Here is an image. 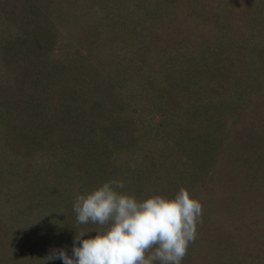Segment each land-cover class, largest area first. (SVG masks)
<instances>
[{
	"label": "rangeland",
	"instance_id": "obj_1",
	"mask_svg": "<svg viewBox=\"0 0 264 264\" xmlns=\"http://www.w3.org/2000/svg\"><path fill=\"white\" fill-rule=\"evenodd\" d=\"M88 1L60 0V5L49 7L54 16L50 21V25L44 23V33L47 38H51L50 40L55 39L56 42L50 45V49H46L44 55L42 54L43 52L38 53L39 59L45 61L46 56L49 55L52 58L54 57V59L59 58L58 66L61 65L57 69L55 65H50V68L47 66L51 64V61H46V66L43 62L36 63V68L34 69L36 74L32 76L31 83L41 78L46 79L48 73L60 71L61 73L58 77L59 85L57 84V90H53L52 95L45 88L46 83L43 85V83L39 82L36 88L33 87L31 89L32 91L25 88L28 93L31 92L28 94L29 98L36 97L34 103L28 101V111L29 105H34L33 111L42 110L44 102L41 100L48 97V95L53 97V102L56 103H59V99L64 97V95L73 96L78 102H89L92 99L90 95L93 93H89L92 90L88 88V83H81L80 80H86L91 86L90 77L92 74L96 83L95 86L102 85V81L97 80L93 73L94 70L100 71V66L103 64L100 63L101 61L98 57L101 49L93 43L95 39L97 42L102 41L103 46L102 44L100 45L104 50H108L106 46L112 42L114 48H110V53L113 54V58L108 63L110 67L119 63L118 59L121 57L123 59L126 58L119 52V49L125 48L128 51L133 49L132 52L135 53L141 50L142 54L146 55L144 59L142 54L138 57H135L134 53L131 54L134 55L133 67L138 61L136 68L152 74L149 84L144 81L140 82L141 85L146 84L144 90L148 91L150 87L152 88V93L146 92L148 93L147 96L154 101H166V104L175 105L176 102H179L181 107L177 109L166 105L167 109L170 108L177 114H181L184 110L194 109L197 105L204 106L205 103L210 101L214 106H220L222 113V115L217 117L218 120L213 117V120L219 122L216 130L211 125L206 126L201 121L197 122L198 118L193 122L192 137L195 138L193 142L195 145L188 149L186 160L190 162L189 164L192 163L194 166L192 169H198L197 174L201 176L198 175L196 177V182H188L187 187L194 198L199 199L200 202L202 201L203 210L214 220V223L218 222L224 225L229 223V229L237 231V238L235 243L232 244L230 237L232 234H228V228H226L222 231L221 238L218 241L211 244L206 243L194 255L190 254L188 256L187 254L182 264H188L194 257V263L203 261L205 264H231L234 260L231 262L229 258L231 255L236 257L238 252L243 253L245 260L236 264H264L260 260L255 259L256 254L250 253L254 246V242L250 243V241H253V238H256L258 234L264 231V186L256 189L250 184L246 188L242 185H232L239 181L233 180L231 177L224 179L220 174L225 169L223 165L218 163L217 159L219 158L218 154L230 156L229 149L232 152L235 151L232 140L235 135L238 136L235 133L241 127L262 124L257 127L260 134L264 137V0H176L177 5L172 4L170 13L167 11V14L171 16L170 19L162 17V12L155 16H151L150 12L145 15H141L142 11L141 13L137 12L129 16L131 17L128 24L129 40L126 41L124 47H120L116 40L119 32L116 30L111 33L114 30V26L112 24V26L109 25L111 20L109 21L107 18L104 26H101L100 22L102 20H100V16L90 8L91 5ZM0 2H4V0H0ZM72 5H74V11L69 10ZM176 6L185 8L188 11L187 16L185 17V11L182 10L181 12L179 11V16L174 15ZM2 7L0 3V14L3 15ZM100 7L101 5H99ZM104 7L105 15H109L110 12L115 14L114 7L111 8L108 5H104ZM161 9L164 11L163 6ZM99 11L101 12L102 9ZM2 15H0V226L4 225V227L10 228V233H1L3 229L0 227V240L9 237L10 243L12 241L21 243L19 245L16 244L18 251L14 252L13 259L7 254V256H2L1 252L0 264L3 261L5 262L4 264H58L60 263L59 259L48 260L47 257L51 255L53 250L59 249H63L66 254L71 256L73 247L70 239L63 238V232L58 230V228H62L61 225H56V232L51 233L52 236L46 238V240L51 239L49 244L43 246L39 243L43 237L35 232L36 226L30 224V220L21 219V217L26 218L25 215L32 210L36 211L37 206H43L44 202H46L45 197L48 191L52 192L53 187H57L62 192L64 190V198L66 197V200L80 195L81 191L77 184L79 183V178L77 180L79 172L75 170L74 172L72 168V176L67 178V180L69 179L68 183L74 189L71 190L70 187L63 189L65 185L62 182H64L63 179L66 177H62L61 173H58L57 169L59 170V168L55 164L60 157L68 156L69 153L63 152L67 151L65 148H70L71 145H63L56 149L57 152L53 154V159H51L47 156L48 154H41L43 151L37 150V148L40 149L41 147L38 143L40 141L38 140L41 135L40 132H34L31 138H29L30 132L24 134V128L17 129L15 131L16 135L13 136L7 132L12 122V118L8 117L10 109H8L7 105H11L13 101L10 98V94L18 96L23 93L25 86L20 84L28 78L25 74L30 68L27 66L30 59L27 55L28 44H22L20 39L15 37L17 35L16 31L12 29L7 19ZM219 16L221 28L219 27L218 29L216 22ZM172 18L174 26H179V28H172L173 37H171V42L168 45L153 43V34L155 35L160 30L163 32L164 28L171 27L172 24L170 26L168 22H172ZM193 25L203 26L201 29L199 27L200 30L198 29L201 33L193 37L197 43L189 41L188 45L183 47V50L176 52L175 38L179 36L180 30L184 31L186 28L185 31L187 33L190 30L188 26L194 27ZM133 29H136V32L132 31ZM219 30L220 32L218 33ZM123 35L127 34L124 33ZM16 39L19 42H15ZM148 42L152 44L150 45ZM29 44L31 45V43ZM88 44H91L90 48ZM135 44L138 45V48H136ZM150 47L154 51H149ZM30 57L32 58V56ZM197 64L199 66H196ZM110 70H112L113 76L115 69L112 68ZM131 70L134 71V68ZM44 73L47 75L44 76ZM130 78L128 79L131 80ZM16 79L22 80L18 81L17 86ZM155 79L158 84L153 83L151 85V82H154ZM75 87L77 88L74 89ZM128 87V89H123L120 92L131 96L132 89L130 85ZM137 90L139 91L140 89ZM135 93H133V96L136 95ZM155 94L159 97H156ZM37 99L39 100L38 104H36ZM24 101L26 100L24 99ZM146 103L149 106L153 105L152 101L151 103L150 101ZM177 105L179 104L177 103ZM26 112L22 108L20 114H26ZM22 117L23 115L17 117L14 123H20V120L23 121ZM161 117L162 125L164 122H168L169 117L166 118L165 115ZM24 118L27 120L26 115ZM149 120L153 121L151 118ZM24 125H27V123H24ZM146 134H139L140 139L147 140L150 133L147 132ZM201 135L204 138L200 142ZM207 135L209 136L208 139ZM240 139L242 137H237V144ZM15 144L16 146H25V149H27H23L19 153L20 157H16V153L10 152L13 151L10 146H15ZM53 146L60 145L55 143ZM178 149L176 148V150ZM59 154L61 156H58ZM138 156L139 153L137 152L135 158H138ZM41 162H45V167H39ZM52 162L55 163L50 166L49 163ZM177 163L176 160H170L167 162V168L172 172L174 171V166H181L180 163ZM119 165L120 167L116 173L118 175L114 177L116 181H121L119 178L123 175L119 174L123 173V170L124 175H126L125 168H131L125 162H120ZM26 169L31 171H26ZM220 169L222 170L219 174L218 170ZM245 171V169H242V172ZM187 174L188 176L192 175L191 172ZM188 176L183 175L182 178ZM210 176H213L214 179L211 185ZM242 176L247 178L248 174L242 173ZM27 177L31 180V183L26 185L27 189V186H29L30 192L24 193L22 189L18 190V188H21L20 184ZM222 180H227L226 182L229 184L225 189V193L219 188ZM59 182L61 183L59 184ZM216 183H218L217 186L219 185V187L216 186ZM42 184H45V189L44 187L36 186ZM206 184L210 185L214 192H209L205 186ZM181 186L183 187L182 183ZM254 189L255 194H252L251 191ZM242 190H245L246 195L254 200V206L250 207L249 204L240 201L243 195L240 193ZM49 203L51 201L47 202V204ZM53 216L56 215L53 214ZM213 220H211L212 223ZM242 221L245 224H241L240 222ZM89 235L90 233L87 232L82 239L90 238ZM243 235L245 236L242 238ZM201 238L198 237L195 244L202 241ZM225 243H230L231 245ZM2 244L0 242V247ZM76 246H79L78 242ZM46 251H50V253L48 252L49 254L47 255L43 253Z\"/></svg>",
	"mask_w": 264,
	"mask_h": 264
},
{
	"label": "trees",
	"instance_id": "obj_2",
	"mask_svg": "<svg viewBox=\"0 0 264 264\" xmlns=\"http://www.w3.org/2000/svg\"><path fill=\"white\" fill-rule=\"evenodd\" d=\"M59 1L60 0H4V2H0L3 6L1 11L4 12V17L7 19V22L12 27V29L16 31L17 35L15 37L19 38L22 44H28L27 48H29V50L27 51V55L30 59V64H27V66L30 68L25 74L29 79L27 78L25 81L16 79V86L19 80L22 81L20 85L25 86L23 93L18 96L15 94H10L11 100L16 101H12L11 105L7 104L8 109H10L8 117L12 118V122L9 126L10 128H8L10 132L8 130L7 132L13 136L16 135L15 131L17 129L24 128L26 130H24V134L30 132L29 138L32 137L34 132H40L41 135L38 139L40 141L38 143L41 147L40 149L37 148V150L43 151L41 154H48L47 156L51 159H53V154L57 152L56 149L63 145H71L70 148L64 147L67 151H64L63 153L69 154L63 158L60 157L55 166L59 168V170L57 169L58 173H61L62 177H66L63 179L64 182H62V184L65 185L63 189H67L68 187H70L71 190L74 189L73 186L68 183L69 179L67 180V178L72 176V168L73 171L75 170L79 172V175H77V180L79 178V183L77 184L81 191L80 195H84L92 191L93 189L102 185L104 182L113 181L114 177L118 175H116V173L120 167V162H125L126 165L130 166L131 168H125L126 175H124V170L122 169L123 173H120L119 175L123 176L118 178L124 183V188L122 190L117 189V191L134 194L136 198L141 200L156 194L171 198L179 191L180 187H182L181 183L183 188L189 191V188L187 187L188 182H196V177L200 175L197 174L198 169H192L194 166L192 163L189 164L190 162L186 160V153L188 152V149H190L192 145H195V143H193L195 138L192 137V130L194 129L193 122H195V120L198 118V120H196L197 122L201 121L202 124L206 126L211 125L216 130V126L219 125V122L213 120V117H216V120H218L217 117L222 115L220 106H214L212 103H210V101L205 103L204 106L197 105L194 109L192 108L188 111L184 110L181 114H177L172 109H167L166 105H170L177 109L181 107L179 102H176L174 105L166 104V101L163 102L162 100H157L158 102L154 101L152 98L147 96L148 93H146H152V88L150 87V90L148 91L144 90L145 85L147 83L149 84L152 74L149 72L146 73L140 68H136L138 61L133 67L134 55L131 53H134L135 57H138L140 54H142L141 50H138V52L135 53L132 52L133 49H129V51L125 48L119 49V52L126 56V58L123 59L121 57L118 59L119 63H116L115 66H111L115 69V74L112 76V70H110L112 68L108 63H110V59L113 58V54L110 53V48L113 47V44L110 41L111 44L106 46V49L108 50H104V48L102 49L100 45L102 44V41L97 42L95 39L93 43L101 49L98 57L101 61L100 63L103 64L100 66V71L94 70L93 73L95 74L97 80L99 79L102 81V85L95 86L96 83L94 82V76L92 74L90 77V81L92 82L91 86L89 82L80 78L81 83H88V88H91L92 90L89 91V93H93L94 97L92 94L90 95V98L92 99L89 100V102H78L73 98V96L64 95V97L59 99V103H56L53 102L54 98L48 95V97H45V99L41 100L44 102V107L42 105L41 108L42 110L33 111L34 105H29L28 111V101L34 103L36 97L29 98L28 94L31 92L28 93L25 88H28L30 91L33 87L36 88L40 82L43 83V85L46 83L45 88L50 91L51 95L53 94V90H57L58 77L61 73L60 71H53L52 73H48V75L44 73V76L47 75L46 79L41 78L34 83L31 82L32 76L36 74L34 70L36 68V63L39 64L43 62V64L46 66V61H51V64L47 66L50 68L51 66L55 65L57 69L61 65L60 64L58 66L59 58L54 59V57L52 58L51 56L47 55L46 60L41 61L38 54L43 52L42 54L44 55V52L46 53V49H50V45H53L56 42L55 39L50 40L51 38H47L45 35L44 23L50 25V21L54 15L49 7L60 5ZM88 3L91 5L90 8H92L93 11H96L98 16H100V20H102L100 22L101 26H104L107 18L109 21L111 20L109 25L114 26V30L111 31V33L116 30L119 32V34L116 36V40L118 41L120 47H124L126 41L129 40L128 24L129 18H131L129 16H132L137 12L141 13V11V15H145L147 12H150L152 14L151 16L159 15L162 12V17H168L170 19L171 16L167 14V11L170 13L169 11H171V5L176 4L177 1L89 0ZM99 5H101V12L99 11L101 10ZM104 5H108L111 8L114 7L115 14H111L110 12L109 15L106 14V16L104 14L106 12L104 10ZM73 6L74 5L69 7L70 11H74ZM162 6L164 7V11L161 9ZM175 8L176 10L174 15L179 16V11L181 12L182 10L185 11V17L187 16L188 11L185 8H180L179 6H176ZM215 19L217 20V18ZM173 21L174 20L172 18V22H168V25L171 26L172 24L171 27L167 26L168 28H164L163 32L160 30L159 32H156L155 35L153 34V43H157L159 45H168L171 42V37H173V32H171L172 28H179V26H174ZM216 24L218 25L217 28L219 29L221 24L220 16ZM188 27L190 29L189 32H187L188 34L185 31L187 28L186 26L184 31L180 30L181 32L179 36L175 38V49L177 48L176 52L183 50V47L188 45L189 41H192V43H197L193 37L194 35L201 33L198 31L200 26L197 25L194 27ZM202 27L203 26H201L200 29ZM132 31L136 32V29H133ZM219 32L220 30L218 33ZM124 33L127 35H123ZM15 42H19L18 39H16ZM29 43H31V45ZM148 44L151 45L152 43L148 42ZM88 45L90 48L91 44ZM135 46L138 48L137 44H135ZM149 51L154 50L151 48ZM142 55L144 59L146 55ZM30 56H32V58ZM136 59L138 60V58ZM196 66L199 65L197 64ZM132 68H134V71L131 70ZM127 76L128 78L131 77V80L126 78ZM142 81H144L146 84L141 85L140 82ZM153 83L158 84L156 79L154 82H151V85ZM128 85H130L132 89L130 93L131 96H128V94H122L120 92L123 89H128ZM76 88L77 87L74 89ZM137 89L140 90L138 91ZM133 93L136 95L133 96ZM155 95L156 97H159L157 94ZM24 99L26 101H24ZM148 101H150V103L152 101L153 105L149 106L146 103ZM38 102L39 100L37 99L36 104H38ZM177 103L179 105H177ZM22 108L27 111L26 114H20ZM20 115H23L21 119H24L25 121L20 120V123H14L16 118ZM25 115L27 120L24 118ZM164 115L166 118L169 117V120L168 122H164L162 125L161 116L164 117ZM150 118L154 121V123H152L153 121L151 122L149 120ZM24 123H27V125H24ZM260 125L262 124H258L257 126L259 127ZM257 126L250 125L239 128L237 133H235L238 134V136L235 135L232 140V145L234 144L233 147H235V151L232 152L229 149V153H231L230 156L218 154V157L220 158H217L218 163L223 165V168L225 169L222 174H220L222 169L218 170V173L223 176L224 179L231 177L233 180L239 181L232 185H242L246 188V186L250 184L256 189L264 186V137L262 134H260ZM147 132L150 133L147 137L148 139L145 141L140 139L139 134L147 135ZM208 137L209 136L207 135V139ZM237 137H242L238 144L236 141ZM202 138H204L203 135L200 136V142ZM55 143L56 145L60 146H53ZM16 144L15 146H10V148H13V151L10 152L16 153V157H20L19 153L22 152V150L26 147L21 145L16 146ZM176 148L179 149L176 150ZM137 152L139 153V156L138 158H135V154ZM58 156L61 155L59 154ZM170 160H176L181 164V166H174V171L171 172V170L167 168V162ZM54 163L55 162L49 164L52 166ZM44 165L45 162H41L39 167H43ZM26 168H28V166H26ZM242 169H245L246 171L242 172ZM26 171L31 170L26 169ZM188 172H191L192 175L188 176ZM242 173L248 174V177L244 178ZM183 175L188 177L182 178ZM29 177L25 178V180L23 179L22 183L20 184L21 188H18V190L22 189V192L24 193L30 192L29 186H27L28 189L26 188V185L31 183ZM209 180L211 181V185V183L214 182L213 176H210ZM226 181L227 180H222L220 187L219 185L217 186L218 183H216V186L219 187L221 191H224L223 193H225L226 187L229 186ZM60 183L61 182H59V184ZM201 185H203V183H201ZM210 185L206 184L205 186L208 188L209 192H214V189H212ZM36 186L44 187L45 189V184ZM64 193V190L62 192L59 191L57 187H53L52 192L48 191V194H45L46 202H44L45 204L43 206H37L35 209L36 211L29 208L32 211L25 215L26 218L21 217V219H27L28 221L30 220V224L36 226L35 232L43 237L42 240L39 241V243L43 246L49 244L51 239L46 240V238L52 236L51 233L56 232V225H61L62 228H58V230L62 231L63 238L70 239L71 243H73L76 231H80V229L90 230L98 227L92 224H78L76 221V214L73 211V203L75 198L66 200V197L64 198ZM240 193L243 194L240 199L241 202L244 201L245 203L249 204L250 207L254 206V200L250 199L246 195L245 190L240 191ZM251 193L255 194V189L251 191ZM48 199L51 201L49 204H47V202H49ZM46 209H49L48 212ZM32 214H34V216H32ZM53 214L56 216H53ZM211 220L213 219H211L208 216V213H205V210H203L202 223H200L197 227V238L202 237V241H200L198 244H195L197 242L196 239L195 242L190 244L187 251L188 256L190 254L194 255V253H198L201 246L204 247L206 243L211 244L212 242L214 243L215 241H218L221 238L222 231L226 228H228V234H232L230 235L232 244L235 243L237 231L234 229H229L228 222L227 225L218 222L216 225L214 220L213 223ZM240 223L245 224L244 221ZM0 227L3 229V232L1 231V233H10V228H7L6 226L4 227V225ZM89 233L90 237H94L96 235L95 231H89ZM244 236L245 235H243L242 238ZM17 237L19 236L17 235ZM0 242L4 244H2L0 247V253L2 252L3 254L2 256L7 254L10 255L11 258L13 257L14 252L18 251L16 244L19 245L21 243L13 241L10 243L9 237L7 239H1ZM253 242L254 246L252 244L253 248L250 250V253L256 254L255 259H258L260 262L264 263V231L263 233L258 234L256 238H253V241H250V243ZM48 252L50 253V251L43 253H46L47 255L49 254ZM242 254V252H238L236 255V257L239 259L231 255L229 258L230 261L232 262V260H234L231 264L244 262L245 257ZM194 260L195 257L188 264H205L203 261L194 263ZM4 263L5 262L3 261L1 264ZM58 264H63V261L60 260V263Z\"/></svg>",
	"mask_w": 264,
	"mask_h": 264
},
{
	"label": "clouds",
	"instance_id": "obj_3",
	"mask_svg": "<svg viewBox=\"0 0 264 264\" xmlns=\"http://www.w3.org/2000/svg\"><path fill=\"white\" fill-rule=\"evenodd\" d=\"M123 188L122 181L113 180L77 195V223L98 227L76 231L71 256L59 249L47 259L63 264H182L202 223L199 199L183 187L171 198L156 194L143 200L117 191ZM89 231L96 235L82 239Z\"/></svg>",
	"mask_w": 264,
	"mask_h": 264
}]
</instances>
